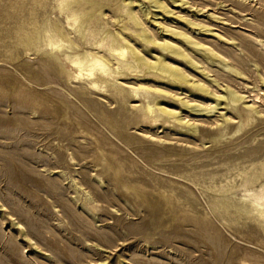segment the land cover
<instances>
[{"label":"rangeland","instance_id":"rangeland-1","mask_svg":"<svg viewBox=\"0 0 264 264\" xmlns=\"http://www.w3.org/2000/svg\"><path fill=\"white\" fill-rule=\"evenodd\" d=\"M44 1L16 16L0 0V264H264L262 224L233 207L264 182V0H132L142 26L118 10L130 0H95V26L187 78L129 68L99 90L60 73L49 49H14L16 21L64 24ZM227 89L242 98L222 105Z\"/></svg>","mask_w":264,"mask_h":264},{"label":"bare ground","instance_id":"bare-ground-1","mask_svg":"<svg viewBox=\"0 0 264 264\" xmlns=\"http://www.w3.org/2000/svg\"><path fill=\"white\" fill-rule=\"evenodd\" d=\"M26 1L27 0H13L14 4L17 5L15 9L16 16L18 15L19 11L23 9L21 8V6L25 5ZM32 1L37 5L39 4L40 6H43L45 2L44 0H32ZM131 3L132 0L128 1L123 6L118 5L119 6L118 10L126 14L127 21H130L134 26H142V22L137 15L138 11L136 12L133 9ZM57 4L59 9L58 12L65 17L64 24L63 22L61 23L58 20H50L48 22L41 21L40 25H37L38 21L36 17H33L32 19L27 18L23 23L16 21V26L13 33L14 49L17 50L21 48L24 52H40V51L44 52L46 49H49V53L53 58V62L58 66V71L60 73H64L68 79H74V80L76 79L85 82L90 89H97V90L102 89L104 86H106V83L110 79H113L115 73H120L122 69H129V68L135 70L143 69L144 71L152 72L167 80L177 82L178 84L187 82V78L184 74V71L181 68L174 66L169 62L165 61L163 57H157L154 60L151 59L152 61H149L143 55H140L138 53V50L136 49L137 47L134 48L127 41L128 39L126 40L123 37L119 39L120 38L119 32H116L114 34V33H110L109 31L102 30L101 28L95 26L93 24L94 23L93 20L95 18V11L99 10L98 3L95 0H58ZM156 6L160 7L161 10L162 9L165 10L166 7L167 10V6L163 7L161 2L159 3L157 1ZM116 20L117 22L121 21L118 19ZM119 27L122 30L130 29L125 23H121ZM165 30L171 31L168 29ZM171 32L174 33L175 35L183 37V40H185L187 43L193 45L197 44L185 33L174 32V31ZM70 34H73V37H71ZM136 35L138 36V37L136 36L137 38L141 39L146 43L154 44L155 42V38L153 37V35L147 34V29L142 28L141 30H138V32H136ZM84 43L88 44L89 47L88 48L83 47ZM160 47L168 51L169 53H172L176 56L185 59L187 62L191 64H196V63H192L191 58L188 57L187 54H185L182 50L179 49L178 46L174 44H171L169 42H164L163 44L160 45ZM56 53H59L60 55H65L66 59L69 62L70 69H67L68 64L65 61L63 64L59 56L58 57L56 56ZM111 60H115L116 63L115 68L112 67ZM225 65L226 64H224L223 67H225ZM73 68L75 69L74 72L72 70ZM225 69H227V65ZM139 72L141 73V71ZM215 83H217V81ZM197 89L208 93L207 87L204 86L203 84L197 85ZM221 97L225 101L222 105L224 104L234 105L242 98V96L239 95L237 91L234 90H228L226 92V95ZM31 100L35 101L34 98H32ZM211 109L212 108H210V110ZM160 110L166 115L169 116L171 115L174 118L176 117L168 110L167 111L165 109H160ZM147 111L152 112L153 111L152 107H148ZM103 119L108 124L115 123L109 116L104 115ZM262 165L263 163L259 164V168H258L259 170L261 169ZM105 168L109 169L110 166L109 165L107 167L105 166ZM246 168L245 167L240 168L241 169L239 170L240 173L246 174L247 173ZM258 176L259 174L254 172L253 174L246 175L245 178L247 181H252V183H256V181L258 180ZM258 185L259 187L257 188ZM258 185L256 186L253 185L251 188L244 189L246 196H248L249 198V204L236 203L233 205V207L235 211L244 213L246 217H249L250 214L254 213L253 215L254 219L258 223L262 224L264 229V182L262 183L259 182ZM226 207L227 205H224L225 209Z\"/></svg>","mask_w":264,"mask_h":264}]
</instances>
